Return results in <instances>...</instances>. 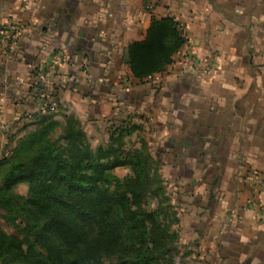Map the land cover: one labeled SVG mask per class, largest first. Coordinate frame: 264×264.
Segmentation results:
<instances>
[{"label": "crops", "instance_id": "obj_1", "mask_svg": "<svg viewBox=\"0 0 264 264\" xmlns=\"http://www.w3.org/2000/svg\"><path fill=\"white\" fill-rule=\"evenodd\" d=\"M22 3L0 0V24L11 20L28 26L0 51L2 119L22 113L34 117L41 111L48 94L47 70L61 80L67 69L76 73L80 97L89 98L96 71L113 74L112 63H122L127 46L145 37L152 18L171 16L180 22L188 40L182 50L189 47L203 60L201 67L212 59L220 68L211 81L198 76L188 80L202 90H175L164 97L170 99L164 104L173 122L169 128L182 133L175 139L181 149L174 160L189 163L185 157L179 162L181 154L191 157L202 139L221 147V174L229 171L225 164H234L223 174L234 182L233 198L227 203L221 196L222 221H232L221 226L223 241L232 242L240 264L254 259L251 264H264V0H35L30 9ZM181 51L166 70H171V80L187 82L188 74H181L178 63ZM126 69L130 81H138L128 65ZM123 94L108 93L136 104L146 97L135 90ZM11 98L25 101L21 108L17 102V110L11 104L5 110Z\"/></svg>", "mask_w": 264, "mask_h": 264}, {"label": "trees", "instance_id": "obj_2", "mask_svg": "<svg viewBox=\"0 0 264 264\" xmlns=\"http://www.w3.org/2000/svg\"><path fill=\"white\" fill-rule=\"evenodd\" d=\"M187 41L175 18H152L124 61L144 81L173 64ZM140 128L117 126L94 148L75 115L34 114L0 158V264H177L179 214L161 163L145 141L125 140ZM119 167L130 173L117 176Z\"/></svg>", "mask_w": 264, "mask_h": 264}, {"label": "rangeland", "instance_id": "obj_3", "mask_svg": "<svg viewBox=\"0 0 264 264\" xmlns=\"http://www.w3.org/2000/svg\"><path fill=\"white\" fill-rule=\"evenodd\" d=\"M180 26L183 33L186 34L181 24ZM132 39L133 37L130 36V40ZM115 56H119V54L117 53ZM180 57H182V52ZM57 58L55 56V62ZM202 61V59L199 61L198 68L181 71V74H188L187 82L180 80L179 77H176L175 81L171 80V70L170 72L165 70L155 74L144 81L138 79H136L138 81H130L124 58L119 64L115 59L112 63L115 70L113 74H105L102 70L100 73L96 71L98 74L91 89L94 91V93L92 92L94 95L87 99H84L82 95L80 97V90L75 85L76 80L73 79V76L77 75L76 73L67 69L66 78L61 80L55 77L57 73L53 74L54 77H52L51 70H47L48 73H45L44 82L48 86V94L44 98L41 110L45 109L46 105L51 104L55 110L57 109V114L75 115L80 120L90 144L94 148L105 145L109 140L111 131L117 126L125 124L141 126L134 135L126 137L125 140L131 147H138L142 141H145L152 156L161 163L160 171L165 179L166 191L172 202L176 204L179 214V222L175 225L180 234L177 264H240V260L234 257V253L231 251L232 242L225 243L221 234V226L226 220L229 225H232L229 217L222 221L224 212L221 213V196H224L222 201L227 203L229 199L233 198V178L228 177V174L224 176L223 174L230 173L234 164L233 162L225 164L224 166L228 167L229 171L221 174L223 165L221 164V147H211L209 146L210 142H207L208 140L202 139L200 144L198 142L193 147L192 152H190L191 157L181 154L179 162H184L187 159L189 163L179 165L177 160H174V156L181 148L175 147V139L178 134L182 133L169 128L173 122L167 110H164V104L170 101L169 98H164L167 96L166 94L175 90L179 92L202 90L201 85L195 87L188 82L189 79L192 80L198 76V78L201 77V80L208 82L215 77L220 68L218 64L212 59H205L206 64L201 67ZM208 66H213L211 72L204 70ZM76 69L79 70V68ZM95 69L97 67L94 66V72ZM83 70L88 72L89 68L83 67ZM98 78H101L102 81H98ZM58 88L60 89L58 90ZM61 88L66 90L62 91ZM134 90L144 93L146 96L138 104L128 99L121 101L117 99V96L108 95L110 92L126 95L127 92ZM24 101L25 98L17 100L11 98L7 101L5 110H9L10 104L17 110V102H20V107ZM178 102L186 103L182 99H179ZM1 109L4 108L1 107L0 111ZM1 116L0 114V158L9 154V150L26 133L23 130L24 126L33 120L32 116L25 113H22L21 117L11 114L2 119ZM114 172L117 176L124 177L130 173V170L119 167ZM17 191L26 194L27 186L21 184ZM231 237L233 238V236ZM251 262L256 263L257 260L249 261V264Z\"/></svg>", "mask_w": 264, "mask_h": 264}, {"label": "built area", "instance_id": "obj_4", "mask_svg": "<svg viewBox=\"0 0 264 264\" xmlns=\"http://www.w3.org/2000/svg\"><path fill=\"white\" fill-rule=\"evenodd\" d=\"M35 3V0H23L22 8L30 9ZM28 31V26L17 22V21H5L0 24V51L7 47L11 39H18ZM186 36V34H185ZM182 52L181 60L178 62L181 70L190 71L194 68H198L199 60L193 53V51L186 47ZM213 66H208L204 68L206 72H211ZM45 105V103H44ZM50 108L52 111L55 107L51 104L46 105L45 109ZM43 109V110H45Z\"/></svg>", "mask_w": 264, "mask_h": 264}]
</instances>
